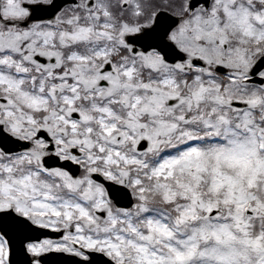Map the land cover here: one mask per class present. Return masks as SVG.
I'll return each mask as SVG.
<instances>
[{"label": "snow or ice", "instance_id": "obj_1", "mask_svg": "<svg viewBox=\"0 0 264 264\" xmlns=\"http://www.w3.org/2000/svg\"><path fill=\"white\" fill-rule=\"evenodd\" d=\"M0 264H264V0H0Z\"/></svg>", "mask_w": 264, "mask_h": 264}]
</instances>
